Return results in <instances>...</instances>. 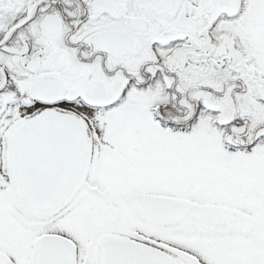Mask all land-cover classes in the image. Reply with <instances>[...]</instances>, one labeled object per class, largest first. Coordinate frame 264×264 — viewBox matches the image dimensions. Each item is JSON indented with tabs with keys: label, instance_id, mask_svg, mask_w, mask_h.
<instances>
[{
	"label": "snow or ice",
	"instance_id": "snow-or-ice-1",
	"mask_svg": "<svg viewBox=\"0 0 264 264\" xmlns=\"http://www.w3.org/2000/svg\"><path fill=\"white\" fill-rule=\"evenodd\" d=\"M0 264H264V0H0Z\"/></svg>",
	"mask_w": 264,
	"mask_h": 264
}]
</instances>
